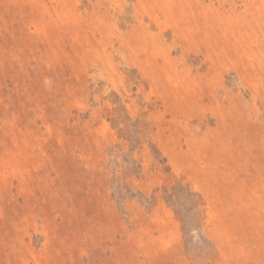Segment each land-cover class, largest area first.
Masks as SVG:
<instances>
[{"label":"rangeland","instance_id":"374dc122","mask_svg":"<svg viewBox=\"0 0 264 264\" xmlns=\"http://www.w3.org/2000/svg\"><path fill=\"white\" fill-rule=\"evenodd\" d=\"M0 264H264V0H0Z\"/></svg>","mask_w":264,"mask_h":264}]
</instances>
